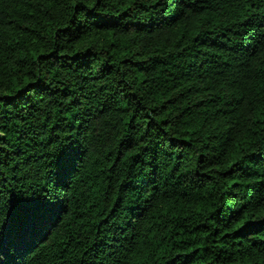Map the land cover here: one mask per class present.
Here are the masks:
<instances>
[{
	"label": "trees",
	"instance_id": "16d2710c",
	"mask_svg": "<svg viewBox=\"0 0 264 264\" xmlns=\"http://www.w3.org/2000/svg\"><path fill=\"white\" fill-rule=\"evenodd\" d=\"M77 7L0 0L6 187L80 150L14 264H264V0Z\"/></svg>",
	"mask_w": 264,
	"mask_h": 264
},
{
	"label": "snow or ice",
	"instance_id": "6c2138e0",
	"mask_svg": "<svg viewBox=\"0 0 264 264\" xmlns=\"http://www.w3.org/2000/svg\"><path fill=\"white\" fill-rule=\"evenodd\" d=\"M53 2L54 0H49L50 4ZM66 2L73 7L79 5L76 10L80 12L88 9L94 11L98 0H66ZM84 5L87 7L84 8ZM88 15L91 16L92 12H88ZM97 19L98 22H103V18ZM260 118L264 120V116ZM79 151V146L71 139L59 145L56 150L55 166L46 173L32 177L23 189H15L13 185V191H9L6 187L4 170L0 167V264H14L5 245L10 235L14 233L16 241H23L30 230L42 227L48 221L55 222L59 214L64 211L60 190L68 185V177L73 173ZM6 194L8 199H5ZM6 210L9 213L7 219L3 217ZM10 225L12 228L5 231ZM6 256L9 258L5 259Z\"/></svg>",
	"mask_w": 264,
	"mask_h": 264
}]
</instances>
